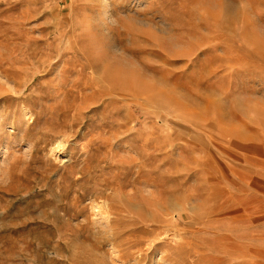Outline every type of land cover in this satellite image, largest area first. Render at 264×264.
Wrapping results in <instances>:
<instances>
[{"label":"rangeland","instance_id":"1","mask_svg":"<svg viewBox=\"0 0 264 264\" xmlns=\"http://www.w3.org/2000/svg\"><path fill=\"white\" fill-rule=\"evenodd\" d=\"M0 264H264V0H0Z\"/></svg>","mask_w":264,"mask_h":264},{"label":"bare ground","instance_id":"2","mask_svg":"<svg viewBox=\"0 0 264 264\" xmlns=\"http://www.w3.org/2000/svg\"><path fill=\"white\" fill-rule=\"evenodd\" d=\"M106 206H108V205H106ZM101 207H102V206H101ZM101 207H100V208H101ZM100 210H101V209H100ZM103 210H104V209H103ZM106 211H107V208H106ZM104 214H105V213H104ZM106 214H107V213H106ZM102 215H103V214H102ZM108 215H109V213H108ZM105 219H106V218H105ZM108 219H109V218H108Z\"/></svg>","mask_w":264,"mask_h":264}]
</instances>
